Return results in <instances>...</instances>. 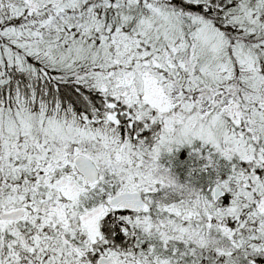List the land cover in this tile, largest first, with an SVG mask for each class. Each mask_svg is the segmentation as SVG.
I'll list each match as a JSON object with an SVG mask.
<instances>
[{"label": "snow or ice", "instance_id": "snow-or-ice-1", "mask_svg": "<svg viewBox=\"0 0 264 264\" xmlns=\"http://www.w3.org/2000/svg\"><path fill=\"white\" fill-rule=\"evenodd\" d=\"M0 264H264V0H0Z\"/></svg>", "mask_w": 264, "mask_h": 264}]
</instances>
